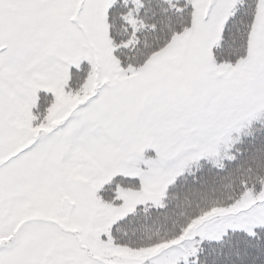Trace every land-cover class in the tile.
I'll use <instances>...</instances> for the list:
<instances>
[{"label": "snow or ice", "instance_id": "1", "mask_svg": "<svg viewBox=\"0 0 264 264\" xmlns=\"http://www.w3.org/2000/svg\"><path fill=\"white\" fill-rule=\"evenodd\" d=\"M0 264H264V0H0Z\"/></svg>", "mask_w": 264, "mask_h": 264}]
</instances>
